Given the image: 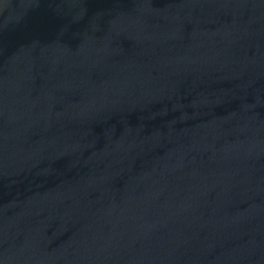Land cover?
Here are the masks:
<instances>
[{"label":"water","instance_id":"water-1","mask_svg":"<svg viewBox=\"0 0 264 264\" xmlns=\"http://www.w3.org/2000/svg\"><path fill=\"white\" fill-rule=\"evenodd\" d=\"M0 264H264V0H0Z\"/></svg>","mask_w":264,"mask_h":264}]
</instances>
